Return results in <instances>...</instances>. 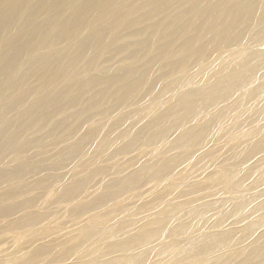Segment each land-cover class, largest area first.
<instances>
[{
    "label": "bare ground",
    "instance_id": "obj_1",
    "mask_svg": "<svg viewBox=\"0 0 264 264\" xmlns=\"http://www.w3.org/2000/svg\"><path fill=\"white\" fill-rule=\"evenodd\" d=\"M230 46L244 55L156 115L107 118ZM263 64L264 0H0V225L20 230L0 264H264V81L246 85ZM240 95L241 115L212 114ZM163 139L147 175L72 165ZM139 155L161 154L115 163Z\"/></svg>",
    "mask_w": 264,
    "mask_h": 264
},
{
    "label": "rangeland",
    "instance_id": "obj_2",
    "mask_svg": "<svg viewBox=\"0 0 264 264\" xmlns=\"http://www.w3.org/2000/svg\"><path fill=\"white\" fill-rule=\"evenodd\" d=\"M259 45H262V44H259ZM243 55H244V53L240 50L239 46H230V47L218 49V50L214 51L212 54V57H215V59L207 60V61H197V62H194L193 64H191L190 66H187V65L182 66L176 71L174 77L184 75V78L187 80L185 82L186 86L182 85V86H173L171 88H167V87H165V84L167 82H169L170 79L164 78L160 82H158L157 87H156V91H158L160 93L159 97L155 96V91L154 92H148V93L144 94V96L140 100L137 101L138 103L128 105L126 108H123V109H117V110H115V112L112 115H109L107 118H110L112 116L117 117V116H120L121 114H128V115L130 114V116H136V115L149 116L151 114L156 115L157 114L156 112L160 108H162L163 106L169 105V103L173 99V97L176 94L185 91L187 86L196 85L198 83V81L202 80L203 76H209V75L211 76V74L215 71L216 68L224 69V66L226 64H229V62L231 61V59L233 57H241ZM262 73L264 75V64L260 68L256 69L254 76L246 85H249V84L254 85V83H257L258 81H261V80L264 81V78L259 79V75H261ZM231 101H234V102L233 103L230 102L226 106H224L225 105L224 103H226V102H222L220 104H215L212 106V114L214 116L215 115L217 116L218 112L220 110H224L226 113H228V115L221 118L222 123L229 122V120L232 118V116L235 113H239L241 115V113H240L241 108L239 106V102L241 101V95L239 97H236V98H231ZM262 113H264V108H262L261 106L258 105L254 109V114H256L258 116ZM105 115H101L100 117L104 118V117H106ZM241 122H243L242 118H241V120H239L236 123H241ZM229 126H232V125L230 124ZM104 127H106V126H104ZM104 133L105 132H103V134ZM108 140H109L108 138L104 137L102 139V142H106ZM116 141L117 140H114L107 148H105L104 150H101L100 153L94 152L91 150L89 153H83V154L78 155L75 158L72 165L76 164L77 160L83 158V159L87 160V162L91 163V165L93 166V169L103 168L104 166L112 167V168L116 169V171L120 170V171H125V172H131V171L138 169V172L135 173L136 175H140V174L147 175V174H150L153 172L156 165L157 166L161 165L163 162L168 160L170 158V156H172V153L167 152L168 146L164 147L170 141V139L160 140L151 146H143L142 145V146H139V147H136L135 149H133L131 151V153H129V154H122V155L115 156V155L111 154V152L114 151L115 148H118L117 144L115 143ZM219 146L220 145L217 144L214 147L218 148ZM257 146L258 147L254 148V150L258 151L260 149L259 147L263 146V143H259ZM161 147H163V148L161 149ZM143 148H157V149H159V152L161 155L153 158L154 161L152 163H155V164L152 165L151 167L149 166V167L144 168L145 165H147V163L142 162L145 159V157H143L142 155L136 156L133 160H130L129 162H127L125 164L121 163V161L118 164L115 163L120 157H123V156H127V158H132L133 156L138 154V151L140 149H143ZM189 167L190 166H187V163L179 165L174 169L172 174L181 173V172H183L184 169H187ZM159 181H160V179H158L157 181L153 180L149 183V185L154 187V190L159 191L162 183L161 182L160 183H154V182H159ZM147 186L148 185H145L144 188H146ZM162 192H165V191H162ZM164 194H167V193H164ZM66 203L67 202H65L63 204H66ZM158 203H159V201L148 202V203L143 204L141 206V208L144 212H147L148 210H150L154 206H156ZM52 212L53 211L44 212V214H45L44 217L50 218V216L47 217V215L49 214V215H52L51 218H58V219H67L68 218V217H66V216H68L67 214L62 216V213H60V212H57V213L53 212L55 214H53ZM59 214H61V215H59ZM59 216H62V218L61 217L59 218ZM0 229H1L0 232L2 231L1 235L5 234V236L8 235V233H11V234L14 233L15 234L19 230V229H14L13 227L6 226V225L1 226ZM18 232H20V230ZM1 237L2 236H0V245H1L0 247L1 248H3V247L8 248L9 245H11V244H9L4 239V237L3 238H1Z\"/></svg>",
    "mask_w": 264,
    "mask_h": 264
}]
</instances>
